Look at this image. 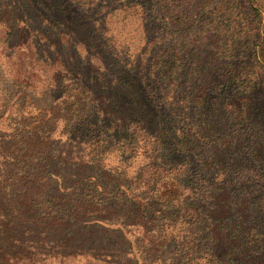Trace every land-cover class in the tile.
Here are the masks:
<instances>
[{
  "label": "trees",
  "instance_id": "obj_1",
  "mask_svg": "<svg viewBox=\"0 0 264 264\" xmlns=\"http://www.w3.org/2000/svg\"><path fill=\"white\" fill-rule=\"evenodd\" d=\"M35 1L0 0L4 44L47 48L32 55L52 68L54 100L39 108L21 95L18 110L30 111L2 157L0 264L88 255L100 264H264V0H149L165 32L147 62L156 41L138 0H105L115 8L93 27L51 19ZM45 1L64 9L62 0ZM69 1L94 8L101 0ZM130 17L140 40L125 58L108 24ZM31 79L16 75L24 89ZM63 111L66 149L51 140ZM79 146L89 148L86 162L71 151ZM140 149L150 162L130 177ZM108 155L120 162L102 175L115 206L75 194L79 182L106 194L95 178L77 177ZM172 243L182 256L162 259Z\"/></svg>",
  "mask_w": 264,
  "mask_h": 264
},
{
  "label": "rangeland",
  "instance_id": "obj_2",
  "mask_svg": "<svg viewBox=\"0 0 264 264\" xmlns=\"http://www.w3.org/2000/svg\"><path fill=\"white\" fill-rule=\"evenodd\" d=\"M36 3L39 4L40 11L48 16L51 17V19L61 20V19H67L74 23L75 27H82V26H95L94 23L98 21L99 19L106 14L111 9L115 8V5L111 4V2L101 0L98 2L97 6L94 8H82L79 6L72 5L69 3V0H62L61 4H63L64 9L61 12H58L55 8L50 7V5L45 0H36ZM65 2V3H64ZM139 3H141L144 8L147 10V27L149 30V42L156 41L154 47L150 50V57L147 58L146 62L153 56L158 50L159 45L161 43L159 42L164 37L165 30L162 28V26L154 19V16L151 11H149L150 2L149 0H138ZM106 9H105V8ZM105 9V10H104ZM138 22L136 21V18L130 17L129 19H126L123 23H116V21H111L108 24V28L110 29L108 33H111L110 35L113 36V39L116 40V46H120L118 48L119 51H124L126 53L125 58L132 57L134 55V51L138 48V43L140 40V34L138 33L139 27ZM84 31L83 28L80 30V34L83 35ZM106 34L107 37H109V34ZM8 36V31H7ZM14 42L18 41L17 38H14ZM4 36L2 33V29L0 27V104L3 105L2 108H0V178L5 172V165L6 163H3L4 155L7 153V156L10 152V147L13 144V135L16 132L17 129L20 128V123L23 121V118H25V113H28L30 110L28 108L24 109L23 111H19L18 106L21 107V95L23 93L27 94L29 98L31 99V102L33 105L39 108H51L54 105V100L52 99L51 95L49 94L48 90L50 89L52 85V68L47 63H43L42 60L40 62L34 61V56L32 53H42V50H47V48H40L33 45L31 47L32 51H28L24 47L21 49L15 48L12 49L8 45L6 46L4 44ZM7 47V48H6ZM123 47V49H121ZM30 52V53H29ZM74 52V51H73ZM72 52V53H73ZM31 55V56H30ZM80 58H85L86 55L84 51L81 49L79 50L78 54ZM124 57V56H123ZM145 62V63H146ZM138 64V63H137ZM136 64V65H137ZM139 65V64H138ZM136 66L135 72H139V66ZM90 66H93V68H96L98 65L93 63V61H90ZM27 71L29 73L30 78L32 77L31 81V88L24 89L26 85L19 81H16V75L17 73H24ZM148 71V65L144 69V73L147 74ZM65 84V83H64ZM6 111V112H4ZM70 116V115H69ZM68 115L66 112H61L59 114V120L55 124V129L51 132V140H55L57 142V146L60 149H66L68 147V142L65 143L68 139V135L66 132L63 131L65 124L64 119H67ZM142 139V138H140ZM142 146L141 143L138 142V140L133 141V146ZM72 147H75L74 144H72ZM88 150L89 148L86 146H79L77 148L71 149V151L74 154V157L76 155L81 157L80 159L83 161L88 160ZM148 152L149 157L156 158L157 152L155 149L151 150L150 148L146 149ZM146 150H139L137 152L136 158L132 161V164L125 170L127 172L128 176H133L134 172H137L140 170H146V165L148 160L143 159V152ZM4 156V157H3ZM3 157V159H2ZM76 161V160H75ZM74 161V162H75ZM8 162V161H7ZM100 166L95 163L92 167L83 169L79 172V177H77V180L91 177L95 178L97 182L103 187V190L106 191V194H102L101 191L97 188H92L91 185H86L85 183L78 184L77 191H75L76 195H81L83 193L88 194L90 197L97 201H101L104 203H109L111 206L114 204L115 206V200L112 198L114 193V186L107 184V180L104 179L102 176L103 174H110V176H113L112 174L116 171V168L119 167L120 162L118 159H116L114 156H106L103 160H101V163H99ZM77 167L76 165L73 167V170H75ZM101 169V171H98V169ZM119 171V170H118ZM116 171V172H118ZM111 172V173H107ZM144 179V178H143ZM75 182L73 180L72 182H68L67 186L72 185ZM138 195H142L143 197H152V192H147L145 188L139 187ZM55 191L51 189L49 191L50 199L54 197ZM148 218H151L152 215L148 214ZM134 233V230L132 231ZM137 234H143L141 232H136L134 235ZM133 235V236H134ZM125 247V246H123ZM139 249L142 251H145L147 247H143V243L139 242L138 245ZM109 250H111L113 247L107 246ZM115 249V248H114ZM123 249V248H121ZM120 249V250H121ZM182 256V246L181 243H175L171 244L167 247V249L164 250L162 253V259H180ZM48 260L46 263L42 262V259L39 258H32L29 257L28 259H17L15 264H100L97 261L93 260L94 258L90 255L88 256H78L72 259H67L64 261V263H61L60 260ZM115 259H107L109 264H115L113 262ZM124 261V259H118ZM132 260V259H127Z\"/></svg>",
  "mask_w": 264,
  "mask_h": 264
}]
</instances>
